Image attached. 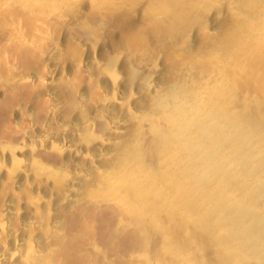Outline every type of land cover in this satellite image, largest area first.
I'll use <instances>...</instances> for the list:
<instances>
[{
	"label": "bare ground",
	"instance_id": "6f19581e",
	"mask_svg": "<svg viewBox=\"0 0 264 264\" xmlns=\"http://www.w3.org/2000/svg\"><path fill=\"white\" fill-rule=\"evenodd\" d=\"M259 2L251 3L253 15L244 13L249 2L241 10L235 0L219 12L240 21L227 29L233 42L246 40H237V51L248 43L264 50V23L253 19L258 10L264 11V0ZM39 5L38 0H0V70L6 67L8 73L0 79V93L31 89L21 100L16 132L10 140H0V151L29 149L31 153L21 156L31 163L39 160L64 181L29 211L27 204L14 208L17 203L11 199L0 205V264H234L238 257L237 264H264V81L254 79L258 70L253 69L254 77L241 72L243 58L237 56L240 71L232 68L237 72L230 76L233 81L225 75V80L199 75L193 81L179 76L167 89L158 87V79V89L151 91L131 86L138 75L159 69L146 60H129V92L120 91L116 73H108L105 86L102 76L77 58L73 71L65 62L56 74L52 68L23 70L8 47L41 50L51 60L50 27L86 35L62 10L40 11ZM20 10L32 19L29 32L19 27ZM261 53L255 56L262 58ZM242 76H250L243 83L256 86L255 103L241 97L237 85L243 84ZM58 86L60 93L55 91ZM86 86L99 97L84 95ZM144 90L155 94L148 100L146 93L152 108L138 105ZM224 100L240 114L227 110ZM113 105L122 112H113ZM68 154L77 160L71 162ZM49 202L55 203L50 211L45 210ZM9 215L17 220L11 223ZM155 241L168 247L162 252Z\"/></svg>",
	"mask_w": 264,
	"mask_h": 264
},
{
	"label": "rangeland",
	"instance_id": "374dc122",
	"mask_svg": "<svg viewBox=\"0 0 264 264\" xmlns=\"http://www.w3.org/2000/svg\"><path fill=\"white\" fill-rule=\"evenodd\" d=\"M38 1L40 5L37 8H39L40 11L53 12L55 11V9L62 10L64 14L68 16L66 18L76 19L77 23L79 24V27L85 29L86 35L85 37H83L82 35L79 36L78 32H75L73 29L72 32V30H70L65 26L58 25V27L56 26L55 28L50 27L52 31L51 39L53 44L52 45L53 50L51 51V53L55 55V57L51 60L41 50L24 49L22 46L17 44H14L12 47H8V49L12 50L11 51L12 55H10L12 57V60L15 62L16 66H18L23 70H29L38 67L39 69H45L46 71H50V69L52 68L53 70L52 69L51 70L54 71L56 74L58 73L59 65L65 62L68 64L70 68L73 67L72 69L69 68L71 71H73L76 70V65L72 60L78 59V62H80L81 66L89 65L91 71L92 72L96 71V74H100L103 78L102 80L103 81L105 80V82L107 81L106 78H108L111 73H116L117 76L119 75L118 77L122 81L120 85L121 92L131 91L129 88L131 85L127 81L128 78L125 73L127 71L129 60H136V59L138 60L142 59L150 62L159 69V72L152 71L153 72L152 73L150 71L149 73L148 70L143 72L144 80H142L143 77H141V75H140L141 78H139L138 75L135 78V81H133L134 84L132 83V85L134 86L133 87L131 86V88L137 87L138 89H141L144 87L145 89L148 90L150 89L151 91H154L158 89L156 84H158L159 82L158 87L160 86L162 88L167 89L168 86L171 85L170 84L171 82H176V80L180 77H184L183 79L185 80L186 78H188L186 81L188 80L193 81L195 80L194 78H196V76L198 77L199 75L200 76L213 75V77L215 76L214 78L217 79V77H219L220 80L221 79L225 80L226 78L225 76H228L227 80L230 79V81H233L232 77L230 76L234 77L235 73L237 72H233V71L236 70L240 71V69L241 72L245 70L243 72L244 74L247 71L248 73L246 72V75L248 74L254 75L255 73L254 70L256 71L258 70V72H256L257 76L255 74L254 79H256L257 81L258 79H262L264 81L263 48L262 51L248 43L250 46L248 44L246 45H248L249 47L245 45L242 48H240L239 51H237L238 49L237 48L235 49L234 47L237 46L238 39H236L233 42L232 36H230V34L232 35V33L229 34L227 32V29L230 30L229 27H232V25H236V26L239 25L240 21L237 19V17H236L237 20L234 17L235 21L234 19L232 21V19H229L230 17L225 18L223 17V14L221 15L219 14V12L225 11V7L228 5V3L231 0H193V1L191 0L192 3L187 2V0H184L183 1L184 3L182 2V0L181 2L180 0H176L177 2L175 1L176 4L174 3V5L175 6L178 5L176 6L178 7L177 9H175L174 7L172 8L173 5L172 2L174 1L172 0V2L169 3L171 8L175 9V11L166 8L169 4L167 3V0H154V2H152V0H56L52 3L49 2L48 0H38ZM235 1L239 3L238 5L236 3V5L238 6L237 8L239 9L241 8V10H244L245 8L244 6H242L243 5L242 3L246 2L244 3V5H247V3L249 2L247 6V10H244V13L246 12V14L253 15L254 7L251 6V3L259 4L260 3L259 1L261 0H258L257 2L254 0H248V2L247 0L246 1L235 0ZM54 5H56V7ZM222 8L224 9L222 10ZM182 11H184V13ZM21 12L23 13V15L21 14ZM19 14L20 16H17V18L19 17L18 19H19L20 29L22 31L28 30L26 32H29L30 31L29 29H31V25H32L31 24L32 19L30 21L31 17L25 16L27 15V13H25L24 10H20L18 15ZM178 14L180 15L178 16ZM263 16H264V11L262 8L261 10L257 11L255 17L253 16V19L254 20L256 19L258 22H256V20L255 21L252 20V18H250V20L254 21L255 23H259L261 20L262 21L261 23H264ZM26 17L29 19V21L27 20ZM223 18L229 22L225 20L223 21L222 20ZM227 36L229 40H226ZM231 41L233 44H231ZM238 41H240L241 43H243V41L246 42V40L242 38H239ZM236 42L237 44L235 46ZM5 43L6 42H4L3 44L6 45ZM227 48L231 50L233 49L232 53H234V55L230 53L231 50H229L230 52L227 51L228 50ZM251 48H254L255 51L257 49L258 53L262 52L261 54H263V56L262 58H260L259 57L260 54L258 56H255L258 53L253 54V52H255L254 49L253 51H251L253 56L260 58L257 59H259L261 63L259 62L258 64V60L256 58L253 59L254 57L252 56V54L251 56L249 55L250 50H252ZM18 51L20 53H18ZM234 51H237L238 53ZM216 52L219 55L215 54ZM226 52L228 56L225 55L226 56L225 57L224 54H226ZM239 52L240 53L243 52L244 53L243 55H246L247 58L244 57ZM217 56L220 57L223 56L224 61L219 60ZM229 56L231 57L229 58ZM237 56H239L237 58L238 60L243 58L242 60H246V61L241 60L240 61L241 63H239V61L236 59ZM225 58L227 60H225ZM212 60L213 61L218 60V62L217 61L213 62ZM254 60H256L257 62H255ZM253 61L255 63H252ZM96 62L99 63V65L102 64V66L100 67L98 64H96ZM217 63L220 66V68L218 65H216ZM238 63L243 68L240 66L241 68L239 69ZM72 64H74V66H71ZM224 64H226V66ZM235 64H237L238 67H236ZM253 64H256V67L259 65L258 68H256L255 65ZM235 67L238 69H236ZM232 68L234 69L233 71ZM4 69L7 70L6 67L0 70V79H4L8 77L7 75L8 73ZM242 69L244 70L242 71ZM247 69H249V71ZM104 71L106 72V74ZM226 71H228L229 73H227ZM109 72L110 74H108ZM220 72L222 74H220ZM232 72L234 73V75ZM159 74H161V76ZM223 76L224 78H221ZM242 77L243 78L241 79V82L243 83V81L245 80L244 79L245 76ZM245 78H247V76ZM158 79L159 81L157 82ZM172 79L175 81H172ZM139 80L143 82L141 81L139 82ZM161 84L163 86H161ZM244 84L246 85V83H243L242 84L243 86L237 85L238 87L241 86L242 88L241 97L245 100H247V97L248 99L251 98L255 103L256 98H259L255 90L256 86H254V83L252 82L249 83V81L246 85L247 87H245ZM104 85L108 86L109 84L106 82L104 83ZM155 87L156 89H154ZM83 89H84L83 90L84 95L87 94V95H93L94 97L96 96L99 97L98 93L97 94L94 93V91H92L89 87L86 86ZM29 90L31 89H27L26 87L25 88L17 87L8 93H2V92L0 93V140H10L13 134L16 132V126L20 123L22 116V114L20 113V103L21 100L29 93ZM55 91L56 93L61 92L59 86L55 88ZM144 92L145 94L144 93L140 94V97L141 96L143 97L139 98L138 105L140 107H146V106L151 107V104L148 100H150V98H152L153 95L155 94L152 95L148 94L147 90L146 91L144 90ZM146 93L149 96H151V97L147 96L149 98L148 100L146 98L147 95ZM225 99L227 100V98ZM262 99L264 100V98ZM226 100H224V105L226 106V109L227 108L229 109L230 106H227L228 101ZM252 100L250 101L252 102ZM261 103L264 105V101H261ZM233 109L232 110L229 109L231 110L230 112H232ZM113 110L114 111L116 110L117 113L122 112L121 106L119 108V106L117 105H113L112 111ZM236 110L238 111L236 112ZM235 112L237 113L235 114L236 116L240 114V113L238 114L239 109H235L234 112H232V114ZM29 153H31V151L24 147H21L19 150L14 152L0 151V177H1L0 205H3L5 201L10 202L11 199L14 205L17 203L14 208L16 209L21 208L22 205L27 204L26 209L27 211H29L30 207H35L37 202L40 199H42V197L45 194H48L50 192H52L50 194H55L56 188L63 184L64 180L57 171L46 166L44 167L42 163L39 162V160L36 161V163H31L27 161L28 160L27 158L21 156V155L27 156ZM66 156L68 160L70 159L71 162L77 160L71 157V155L69 154ZM70 161L69 163H71ZM26 167L29 168L27 171H26ZM30 170L33 173L29 172ZM30 173L31 175H29ZM23 175L25 177H23ZM90 194L92 195L93 193L90 192ZM54 204H55L54 202L46 203L45 210H47L48 207H50L48 209L50 211L52 209L51 207H53ZM41 210L42 212L45 211L44 209ZM13 217L10 218L11 223H14V220L15 221L17 220L16 217L14 218ZM29 219L30 221L32 220L30 217ZM155 242H154L155 243L154 246L156 248H161V250L159 249L160 251L162 250L165 251L166 248L168 247L165 245L166 244L165 243L164 245L166 247L163 245L164 246L163 249V246L161 247V245L159 246V244H162L164 242L162 243H159L160 241L159 242L155 241ZM156 250L159 252L158 249ZM234 260L238 262L240 260V257ZM235 261L234 264H237L235 263ZM215 263L217 262L215 261Z\"/></svg>",
	"mask_w": 264,
	"mask_h": 264
}]
</instances>
